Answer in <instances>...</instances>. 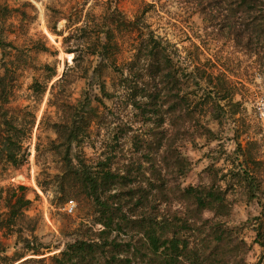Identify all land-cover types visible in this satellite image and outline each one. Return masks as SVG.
<instances>
[{
	"label": "trees",
	"instance_id": "obj_1",
	"mask_svg": "<svg viewBox=\"0 0 264 264\" xmlns=\"http://www.w3.org/2000/svg\"><path fill=\"white\" fill-rule=\"evenodd\" d=\"M190 2L203 5L202 12H208L209 19L216 22L210 38L224 34L234 46L251 53L255 39L264 36V0H184ZM147 12L144 9L128 20L123 11L115 10L107 17L113 26L97 23L83 27L88 37L92 31L98 33L86 46L90 55L99 59L95 76L111 67L117 77L111 90L104 80L99 81L101 95L85 90L78 103L70 105L71 117L55 123L64 149L61 170L54 179L64 194L62 199L67 196V185L84 193L92 203V224L100 227H78L80 235L53 257L54 264H229L226 256L235 258L245 248L244 239L233 234L228 225L232 202L227 179L247 182L249 198H258L263 179L254 183L251 165L257 164L261 143L251 139L250 148L245 149L238 142L227 157L232 159V168L213 163L206 169L210 182L182 186L180 178L191 164L183 145L198 135L216 138L209 121L197 128L200 109L212 104L214 119H218L220 102L234 94V88L227 84L225 73L214 74L218 65L209 69L207 63H200L206 55V40L198 44L187 36L191 43L182 47L181 62L168 39L145 24ZM126 37L132 38L130 46L135 53L120 65V40ZM80 58L83 56L77 53L74 60ZM8 71L0 72V161L19 165L28 155L22 137L32 130L34 119L27 127H19L21 110L8 107L13 88ZM204 84L207 87L198 101ZM106 100H112L113 105ZM100 135L104 136L101 153L88 157L83 145L91 141L99 150ZM25 190L24 185L8 188L0 226L6 221L11 227L26 217L32 201ZM3 191L0 187V199ZM261 205L255 231L256 242L264 248V203ZM206 210L213 217H204ZM24 242L34 254L40 251L30 247L29 238L24 237ZM262 263L260 259L256 264Z\"/></svg>",
	"mask_w": 264,
	"mask_h": 264
},
{
	"label": "rangeland",
	"instance_id": "obj_2",
	"mask_svg": "<svg viewBox=\"0 0 264 264\" xmlns=\"http://www.w3.org/2000/svg\"><path fill=\"white\" fill-rule=\"evenodd\" d=\"M203 7L192 2L185 4L184 0H0V72L9 69L13 78L8 107L21 110L19 127L22 124L27 127L34 119L32 130L22 137L28 153L26 161L19 165L0 161V187H4L0 211L7 209L3 197L9 193V187L24 185L26 196L32 201L25 210L26 217L16 225L9 227L4 220L0 226V264H54L53 257L80 235L78 227L82 224L100 227L92 224L95 217L92 203L84 193L67 185V196L62 199L64 194L54 176L61 170L64 145L58 139L55 123L71 117L70 105L77 104L85 90L101 95L99 81L104 80L111 90L117 77L111 67L97 74L100 77L95 76L94 67L99 59L90 55L86 46L98 33L89 32V38L83 27L97 23L113 26L112 20L107 21L113 11L121 10L128 20H133L144 9H148L145 24L168 39L177 49V59L181 62L182 47L191 43L187 36L198 44L206 40V55L200 63H207L209 69L218 65L214 74L225 73L227 84L234 88V94L220 102L218 119H214L212 104H204L200 109L202 115L197 128L202 129L200 125L209 121L216 138L198 135L183 145L182 151L191 164L180 178L182 186L210 182L206 169L213 163L232 168V159L227 157L234 153L238 142L245 149L250 148L247 144L251 139L261 143L257 164L251 165L254 183L258 185L263 179L258 198H249L247 182L227 179L228 199L232 202L228 225L246 245L235 258L230 255L226 258L230 259L229 264H256L260 259L264 264V248L256 242L255 231V217L264 203V36L260 41L255 39L251 53L234 46L224 34L210 38L208 34L214 32L217 24L209 19L208 12H202ZM137 34L138 30L133 37L137 38ZM120 42L122 52L117 60L121 65L135 51L130 46L132 38ZM77 53L83 58L75 61ZM205 87L206 84L200 88L198 101L202 100L199 97ZM106 103L113 105L112 100ZM103 138L99 136V150L91 141L83 145L88 157L101 153ZM70 201L73 208L66 206ZM204 217L211 218L213 213L206 210ZM24 237L29 238L30 247H38L40 251L34 254L28 249ZM5 255L9 258L4 259Z\"/></svg>",
	"mask_w": 264,
	"mask_h": 264
},
{
	"label": "built area",
	"instance_id": "obj_3",
	"mask_svg": "<svg viewBox=\"0 0 264 264\" xmlns=\"http://www.w3.org/2000/svg\"><path fill=\"white\" fill-rule=\"evenodd\" d=\"M68 208H73V201H70L66 204Z\"/></svg>",
	"mask_w": 264,
	"mask_h": 264
}]
</instances>
